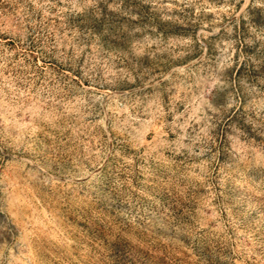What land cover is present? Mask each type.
I'll use <instances>...</instances> for the list:
<instances>
[{
    "label": "rangeland",
    "instance_id": "374dc122",
    "mask_svg": "<svg viewBox=\"0 0 264 264\" xmlns=\"http://www.w3.org/2000/svg\"><path fill=\"white\" fill-rule=\"evenodd\" d=\"M0 264H264V0H0Z\"/></svg>",
    "mask_w": 264,
    "mask_h": 264
}]
</instances>
